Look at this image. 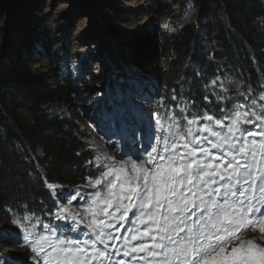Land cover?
I'll list each match as a JSON object with an SVG mask.
<instances>
[{"label": "trees", "instance_id": "obj_1", "mask_svg": "<svg viewBox=\"0 0 264 264\" xmlns=\"http://www.w3.org/2000/svg\"><path fill=\"white\" fill-rule=\"evenodd\" d=\"M141 1L145 5L159 4V0ZM185 2L199 11L198 16L181 23L172 35L160 28L163 22L159 20L154 30L157 43L165 47V58L160 60V56L148 51L139 62L143 73L152 76L155 97L161 96L164 106L184 104L185 114L190 117L193 112L186 108L185 94L200 111H208L213 104L216 113L198 116L211 114L222 120L235 101L247 105L243 111H248L249 116L256 110L264 115V101L259 99L264 95V0ZM30 4L29 0H0V210L5 218L17 221L18 231L24 216H31L36 228L53 223L52 213L63 197H54L48 183L74 188L98 171L93 167L91 149L80 137L82 131L75 116H58L50 113L49 107L67 106L73 100H96L89 85L101 78H84L92 71H88L90 66L84 68L83 59L73 57L80 47L66 46L65 39L59 43L61 48L55 44L58 29L53 25L34 14V21L20 19L21 11ZM138 11L126 10L127 19L132 20ZM21 25L20 31L29 34L47 30L45 37L36 39L38 45L44 46L42 50L33 49L32 53L34 45L31 47L16 30ZM10 29L16 31L11 33ZM107 52L113 65L108 66L107 74L112 73L113 84L121 80V73L115 56ZM50 69L51 79L45 73ZM213 79L214 93L207 94L209 99L205 101L200 87L211 84ZM118 107L121 109V105ZM175 115L181 116L178 112Z\"/></svg>", "mask_w": 264, "mask_h": 264}, {"label": "snow or ice", "instance_id": "obj_2", "mask_svg": "<svg viewBox=\"0 0 264 264\" xmlns=\"http://www.w3.org/2000/svg\"><path fill=\"white\" fill-rule=\"evenodd\" d=\"M215 84L213 79L212 85ZM172 99L176 100L177 96L173 94ZM204 99L208 100L209 96ZM259 99L264 101V95H260ZM161 106L164 107L163 98ZM245 108L247 105L240 104L229 124L211 114L189 118L188 132L182 144L163 135L167 129L160 127L159 114L154 113L161 133L158 139L165 146L163 150L156 145H151V151L145 149L146 163L153 164L155 161L153 168L146 169L143 166L145 162H132L134 177L121 175L124 173L121 167L118 170L120 174L113 180L108 181L111 171L104 172L101 178L89 179L93 188L107 181V199L99 211V192L95 193L97 199L92 200L82 214L71 208L83 207L73 202H88L83 192H58V185L48 183L46 186L52 190L54 197H68L67 203L58 206V211L52 213L54 218L70 219L73 224L69 227L73 232L78 231L77 225L85 226L95 233L98 244L93 243L83 229L79 231L83 232L85 240L79 237L58 238L52 243L48 236L36 235V225L31 223V216L22 217L18 232L0 230V239L6 247H28L34 254V264L41 261L43 264H96L97 261L104 264L105 256L111 261L114 255L118 257V264H126L124 258L129 261L143 259L140 253H146L151 258L147 264H153V261L154 264H264V247L257 246L252 240L228 247L233 230L240 231L241 224L247 222L250 227L256 221L264 223V143L257 147L255 139L250 143L247 139L264 135V132L238 126L241 117L245 118V123H251L247 120L249 112L240 110ZM181 110L186 111L184 108ZM253 115L264 120V115ZM200 120L214 121L217 127L227 128V134L217 132L207 124L202 128L193 127ZM118 184L119 190L113 191ZM101 213L107 217V222L96 219ZM116 221H127L125 231L135 233L131 235V241L141 243L130 245L128 237H123L124 244L117 247L115 241L120 237L113 235V232L119 231ZM137 221L144 225L143 229L134 227ZM105 228L110 231L106 232ZM44 229L50 231L49 225H44ZM260 232L264 234V227L260 228ZM89 243L94 255H86L87 249L81 246ZM109 248L115 251L106 252L105 249ZM14 259L10 254L0 256V264H11Z\"/></svg>", "mask_w": 264, "mask_h": 264}, {"label": "rangeland", "instance_id": "obj_3", "mask_svg": "<svg viewBox=\"0 0 264 264\" xmlns=\"http://www.w3.org/2000/svg\"><path fill=\"white\" fill-rule=\"evenodd\" d=\"M24 1V0H23ZM31 2L29 8L21 11V20H31V16L42 20V22L49 23L50 26L57 30V35H55L56 43L61 48V43L64 39L66 46L74 45V47H80L77 54L73 57L75 59H83L84 68L91 67L88 71H92L90 76H85L86 80L96 79L100 77L101 79L96 80L94 83L89 85L91 89L96 93V100L86 101L84 103L73 100L70 105H53L49 107V112L58 114V116L63 115H74L79 123V127L83 132L81 136L82 140L86 142L94 151L95 160L94 166L100 164H105L104 171L99 175H96L91 180L101 178L104 172H110L111 175L108 176V181L113 180L115 176L119 173L121 167L124 168V173L121 175H126L134 177L136 174L132 172L131 163H141L145 162L143 166L146 169L153 168V164H147V156L140 155V151L147 149L150 150L145 138L150 135L151 130L154 127L157 133V125L154 124V118H157L154 113L157 111V107L161 108V113L159 119L167 124L176 123L173 127L176 128L177 132L180 133V138H182L188 132V119L187 116L184 118H179L174 116L172 119H168V114H175L176 112L180 115H184L185 111L181 109L184 108V104H172L162 107L161 106V96L158 98L154 90L155 83L152 80V76L143 73V69L140 68V61L143 55L151 51L153 55L160 56L163 60L165 47L158 41V36L156 35L155 25L159 20H162L163 24L160 26L161 29L167 33H172L177 31L179 25L185 21H190L198 16L199 11L192 8L190 4L185 2L186 0H159V4L152 6L145 5L141 0H29ZM186 3V4H185ZM38 4V5H37ZM34 6V8H32ZM126 10H140L136 13V16L131 17L132 20L127 19ZM158 11L161 16H158L153 12ZM147 13L146 16H144ZM35 19H33L34 21ZM22 25L16 30L20 31ZM15 29H10L11 33L16 31ZM21 32V31H20ZM47 30L39 29L32 32L35 34L33 38L32 34L27 32H21V36L24 37L29 43H31L30 48L34 54L33 49L42 48L44 46L38 45L36 39L39 37H45ZM62 39L60 40L59 38ZM58 39V40H57ZM157 43V47H156ZM111 48L107 50L105 46ZM108 45V46H107ZM165 46V44H164ZM58 47V49H59ZM74 47H72L74 49ZM71 48V47H70ZM38 50V49H37ZM110 51L113 56H115V61L120 69L121 80H118L112 84L110 80V75L107 74L109 70L108 66L112 65L109 57L107 56ZM73 52V51H72ZM70 52V53H72ZM62 53V52H60ZM37 54V53H35ZM38 56V55H37ZM38 58V57H37ZM41 59V58H39ZM87 63L85 64V62ZM113 66V65H112ZM117 68H115L116 70ZM87 71V70H85ZM119 71V70H118ZM53 69L46 71V75L51 79ZM119 76V74H117ZM114 76H116L114 74ZM119 76V77H120ZM117 77V76H116ZM118 78V77H117ZM145 81H141V80ZM89 84V83H88ZM94 85V86H92ZM153 88H152V87ZM163 89L161 88V93ZM160 93V94H161ZM164 101V100H163ZM121 105V109L118 107ZM179 105L177 108L173 106ZM48 109V108H47ZM151 109V111H149ZM191 118V117H190ZM182 119V121H181ZM140 120L143 122V126L140 125ZM251 123H245V118L241 117L238 124L242 128L241 123L247 124V127L252 128L254 131L261 133L264 132V124L259 126L253 122V119H249ZM224 124H229L230 121H222ZM207 124L210 128L215 129L217 132H223L227 134V128L217 127L215 122H208L200 120L195 128H202ZM138 130L144 133L145 136H140L141 142L136 137ZM123 135L127 143L125 144V149L120 146V135ZM201 135H206L201 133ZM259 135V134H258ZM153 136V134H152ZM213 139H216L213 137ZM249 143L251 142L248 139ZM257 142V147L259 146ZM210 147V145H209ZM125 150V151H124ZM127 151V152H126ZM214 151V150H213ZM115 170V171H113ZM107 181H103L101 185L95 188L89 185V180L80 183L77 187H61L59 186L56 191H62L63 193H68L71 191H81V189L87 187V204H81L83 207L71 208L72 211H80L84 214V208L91 205L92 200L97 199L95 193L99 192L101 194L100 204L97 208H103L104 200L107 199ZM119 190V184L117 189ZM52 191V190H51ZM62 206L67 203L68 197L66 195L62 196ZM64 201V202H63ZM82 201V200H81ZM81 201L73 202L77 204ZM58 210H56L57 212ZM111 211V209H109ZM131 213L129 216L131 217ZM104 216L98 214L96 216L97 220L102 219ZM54 218V217H53ZM91 216H88L90 222ZM147 219V217H145ZM107 222V217L104 218ZM121 221H116L117 227H120ZM127 225V221H124ZM55 225H52L50 231H45L46 233H57L61 234V231L65 232V239H74L79 237L81 240H85L86 237L83 232H88L91 236L92 242L98 244L95 241V233H91L85 226L77 225V232H73L69 225L73 222L69 219L68 221L57 220L54 218ZM134 227L143 229L144 225H141L138 221L135 223ZM264 227V223L261 221H256L250 227L247 222L240 225V231L233 230L234 234H238L245 228H248V235L246 236V242L252 240L259 247H264V234H261L260 228ZM10 229L13 232H18L17 226L12 220L4 217L0 210V230ZM83 229V232L79 231ZM106 232L109 229H104ZM118 232H113V235L117 236ZM124 233V232H123ZM132 234L128 232L130 245H138L141 241H131L130 237ZM36 235H45L43 232H37ZM49 237V236H48ZM62 239L61 237H58ZM56 237H49L52 243H55L58 239ZM227 238V236H225ZM241 240V239H240ZM239 240V241H240ZM109 243H112L109 241ZM117 247H121L124 241L117 239L115 241ZM234 243L231 247L237 246ZM81 246L87 249L86 255H94V250L92 244H82ZM47 248V245H45ZM230 247V248H231ZM99 248H103V245H99ZM106 252H114L112 248L105 249ZM11 255L16 259L11 261V264H34L33 256L34 254L26 246H16L6 247L4 245L3 239H0V256ZM147 255L146 253H143ZM54 255V254H53ZM114 255L112 258H115ZM104 264H108L106 261L109 258L105 256ZM43 264V261L40 262ZM96 264H99L97 261Z\"/></svg>", "mask_w": 264, "mask_h": 264}, {"label": "bare ground", "instance_id": "obj_4", "mask_svg": "<svg viewBox=\"0 0 264 264\" xmlns=\"http://www.w3.org/2000/svg\"><path fill=\"white\" fill-rule=\"evenodd\" d=\"M172 34H175V32H172V33H169V35H172ZM156 92V91H155ZM184 116H187V114H184V115H181L179 118H184ZM187 118H190V116H187ZM174 124V126H175V123H173ZM152 133H153V138L151 139L149 136H147L146 138H145V140L147 141V143H153V144H155V145H159V139H158V137L157 136H155V131L153 130L152 131ZM151 169V168H150ZM57 210H58V207H57ZM54 217V216H53ZM52 225H55V223H54V218H53V223H52ZM246 231H248V230H243V231H241L242 233H244V236L241 238V240L240 241H237V244L236 245H238L239 243H246V236L248 235V233L246 234ZM236 240V238H234L233 240H231L230 242H229V245H228V247L230 248L233 244H234V241ZM236 243V242H235Z\"/></svg>", "mask_w": 264, "mask_h": 264}]
</instances>
